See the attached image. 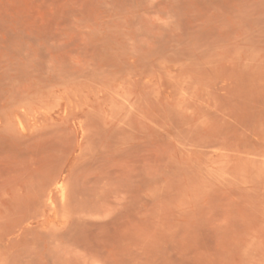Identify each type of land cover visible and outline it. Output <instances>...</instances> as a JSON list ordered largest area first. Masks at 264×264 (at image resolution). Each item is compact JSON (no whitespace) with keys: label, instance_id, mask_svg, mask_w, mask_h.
<instances>
[{"label":"rangeland","instance_id":"374dc122","mask_svg":"<svg viewBox=\"0 0 264 264\" xmlns=\"http://www.w3.org/2000/svg\"><path fill=\"white\" fill-rule=\"evenodd\" d=\"M0 264H264V0H0Z\"/></svg>","mask_w":264,"mask_h":264}]
</instances>
